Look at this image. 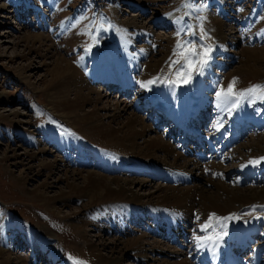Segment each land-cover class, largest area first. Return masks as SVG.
<instances>
[{"label":"rangeland","instance_id":"obj_1","mask_svg":"<svg viewBox=\"0 0 264 264\" xmlns=\"http://www.w3.org/2000/svg\"><path fill=\"white\" fill-rule=\"evenodd\" d=\"M1 5H4V8L0 9V156L6 148L14 149L16 152L23 150L36 152L39 145H34L33 139L43 140L48 147L47 149L52 151L57 149L53 138L68 140L69 146L73 147L67 149L68 142H66L67 144L63 148L64 151L71 153L70 158L61 157L59 154L61 150H58V153L48 151L40 156L37 154L38 158L32 157L29 163L32 167L25 171L27 174H24V177H27L24 185H20L16 180L23 166L18 163L12 164V161L8 159H0V264H94L86 249V242H90L99 248L100 255L113 257L119 255V250L122 247L121 240L138 235H145L146 241L158 239L160 242L156 252L150 253L146 259L140 260L129 251L120 255L121 258L117 259V264H150V262L162 263L163 259L177 260V258L171 257L172 249H182V252H186L188 243L183 241L180 244H184V246L176 245L163 234L160 233L159 235L154 232L152 228L147 227L154 225L150 216L132 223V221L124 220L127 217L124 213L116 219V228H111L109 222L112 219H107L106 215L104 219H97L93 215V205H86L88 201L86 196L72 192L65 193L61 197L58 196L52 202L56 211L51 213L45 207L41 197H35L31 194V189L40 188L45 192L44 195L55 197L59 189L64 186L63 181H55V176L60 175L63 170L61 169L56 173H53L54 169L41 170L38 166L40 157L49 160L57 154L56 157H59L62 162L58 160L55 164L59 163L60 168L69 163L67 166L70 170L82 169L81 172L93 170L101 173L91 164H82L77 167L70 163L71 159L75 161L78 156L76 145L87 148L86 154L89 159L92 158L89 161L93 162V157H95V164L101 155H108L105 151L114 150L109 145L101 143V141L73 127L71 124L72 117H63L60 112L51 109L48 98L50 91L55 89L54 87H52L53 89L48 88L49 74L52 71V65L48 62L62 57L63 60L75 66L77 70L79 66L87 74L107 73L108 64L105 68L100 66L104 61L102 60L103 57L98 63H92L89 57V55L104 49L105 46L103 55H110V57L113 55L112 59L115 58L114 56H117L119 60L123 58L124 61L134 66L137 62V69H130V71L134 72L133 76H138V83L136 82L133 88L120 92L121 94L116 90L117 85H114L115 83H111V86H114L111 90L103 86L112 80L122 81L109 79L107 83L102 84L89 76L86 78L88 85L99 87L100 94H102L97 102L98 114L103 115L105 111L111 112L114 108L113 103L117 101L118 106H120L119 109L121 107L127 108V115L135 113L150 124V130L153 131L150 134L160 133L164 141L174 148L176 145H181L183 149L186 147L195 149V139L192 135L182 136L185 133L178 130L175 121L166 118V114L160 109L153 110L148 104L149 100L146 102L148 106L144 104L145 97L140 95L146 94V89L138 85L139 72L143 71L147 65H152V69H157L155 73L150 74L155 85H159L164 79L165 81L174 79V72L180 67L177 64L174 69H169L171 61L178 59L173 54L174 49L177 48L178 42L181 44L190 42L187 46L194 45L197 51H200L202 46H211L212 51L210 53L211 59L203 74L194 73L191 81L185 86L188 95L194 94L195 85L200 76L205 84L210 83L211 80L215 83V87L206 92L211 101L217 99V91L227 90L229 83L233 81H235L234 92L237 94L253 86L264 89V0H0ZM136 6H139L140 9ZM221 6L227 8V11H222ZM213 17L222 23L226 38L234 40L232 44L229 45L228 43L225 53H221L218 48ZM123 24L125 25L123 26ZM136 31H140L141 35L145 33L146 37L138 36L136 39H131L129 34ZM36 34L42 37L41 44L36 43L31 47L30 44H26L24 39L21 42L18 41L26 35L33 36ZM202 36L203 39H201ZM120 40L124 41L122 45ZM144 46L149 47L148 51L145 50ZM138 50H142L144 54L141 56L133 54L142 53ZM122 51L124 54H121ZM81 54H85L86 57L81 58ZM136 57L138 58L135 60ZM78 59L81 60L80 64L77 62ZM183 63L184 61L181 60V64ZM241 63L248 66L246 70H238ZM115 65L118 67L117 64ZM253 68L256 69V72L252 71ZM78 72L80 71L78 70ZM80 73L82 74V72ZM133 80L128 81L127 85H132ZM199 81L202 83L200 79ZM127 85L126 87H128ZM150 86L153 88L154 85L151 84ZM208 89L211 87L206 85L205 90ZM178 90L180 92V88ZM147 91L151 94H148L147 97L153 95L155 98L158 97V99L151 100L154 101L153 105H157L161 101L160 95L153 90L148 89ZM167 95L171 99L173 92ZM194 95L196 99L197 94ZM260 95L261 92L258 90L251 95L246 94L244 97L237 95L231 99L232 101L238 98L239 100L243 99L242 107L244 110L246 106L248 112L254 113L255 117H264V99H261ZM160 98L162 99L163 96L161 95ZM194 98H191L192 103L195 101ZM170 104H172V100ZM199 104L201 103L197 102V105ZM208 104L206 106L205 103L201 106L204 108L206 106L205 111H207L209 118L202 126L197 124L195 127L213 143L212 136L216 133L219 141L223 142L224 138L231 133V126L234 122L230 117L233 113L236 114V107L230 108V110L232 109L231 112L225 110L218 115L217 107L212 103ZM175 105L176 103L171 106ZM89 106L86 105L85 109H88ZM102 107H106V110H101ZM108 107L109 110H107ZM133 107H136L135 112ZM10 110L22 113L16 117L7 116L6 113ZM19 116L20 119L22 116L27 121H18ZM122 120H124L123 114L115 122L120 124ZM216 120L219 122L215 123ZM218 124L221 126L220 131L215 130ZM256 124L258 125L248 122L247 119H240L233 128L238 133L237 139L223 149H219L217 153L205 152L208 157L198 161V168H202L204 175L199 170H192L190 175L186 174L190 179H187L182 186H191L194 183L202 184L203 187L210 189L212 184L207 182L210 174L205 170L207 164L220 167L219 174H213L211 178L223 182L226 188L247 189L248 187L264 186V174L261 173V165L253 167V176L257 175L255 178L248 177L244 181L238 180L239 177L243 178L238 171H230L232 168H240L245 160L253 156L254 152L251 151L249 143L254 142L253 140L256 138H264V122L261 124L256 122ZM246 126L247 130L245 128V132L242 133ZM28 133L31 136H28ZM184 139H187L185 143ZM205 145L207 146V143ZM261 145L264 147L263 143ZM96 147L102 148L104 151L98 152ZM204 149L207 150L206 147ZM176 151L178 150L176 149ZM155 156L158 160H163L160 152ZM183 156L193 157L189 153L183 154ZM136 158L132 159L144 163L143 160H139L141 158ZM171 159L168 161L172 163ZM66 160H69L68 163ZM111 162L119 168L126 165L113 159ZM129 165L131 167L133 164L130 163ZM46 174L49 175L46 176ZM125 174V171H122L117 176H125ZM128 174L129 178H151L153 173L144 171V174L138 176ZM149 178L147 179L149 180ZM43 181L45 182L43 183ZM160 181L163 185L176 186L168 184L163 179H153L142 189L137 188L136 190V187L133 189L141 195L145 194L142 196V200L144 203L146 202V207L155 204V199L159 195L157 192H150L149 186L154 187ZM62 198L63 200L60 201ZM116 206L118 207L117 202L111 199L97 204V208L108 211H113ZM132 208V206L127 208L129 214L133 210ZM171 213V211L168 215L165 213L171 218L170 221L173 219ZM157 214V217L160 216L159 213ZM242 214L248 215L247 217L257 215L261 219L264 218V210L255 207L244 211ZM161 215L165 216L164 214ZM136 216L141 217V213ZM81 221L84 223L81 224ZM73 223L76 226H82L84 229L82 238L72 228ZM263 225L264 219L263 222L259 223L260 229L263 228ZM121 227L123 229L125 227L126 231H120ZM258 241L260 243V241H264V238L257 237L255 241H250V245H254ZM261 250L264 251V247ZM249 251L246 250L243 256L247 257ZM263 251L259 253L258 261L260 264H264Z\"/></svg>","mask_w":264,"mask_h":264},{"label":"bare ground","instance_id":"obj_2","mask_svg":"<svg viewBox=\"0 0 264 264\" xmlns=\"http://www.w3.org/2000/svg\"><path fill=\"white\" fill-rule=\"evenodd\" d=\"M136 7L140 9L139 6ZM3 8L4 5H1L0 9ZM226 9L222 8L221 6L222 11L226 12ZM212 19L213 24L216 27L218 48L221 50V53H225L228 43L230 45L234 42V40L226 38L222 29L223 25L216 17H213ZM124 25L125 24H123V26ZM129 35L131 36V39H136L138 38V36L146 37L145 33L141 35L140 31H136L135 33H131ZM23 39L25 40L26 44H30L31 47L36 43H42V37L39 34L33 36L26 35L18 41L21 42L23 41ZM120 42L121 45L124 43V41L122 40H120ZM144 47L145 50L148 51L149 47ZM124 48L126 47L124 46ZM104 49L98 51L96 54H93L94 56L89 55V57L92 63H98L101 57H103L102 60L104 61H102L103 63H101L100 66L102 68H105L106 64H108L109 69L107 73H101L98 75H95V73H88V75L86 72H83L77 65L78 70L82 72L81 74L80 72H78L75 66L71 65V63H69L68 61L63 60L62 57L55 58L52 61L48 62L52 65V71L49 74L50 79L48 82V88L50 89L54 87L55 89L50 91L48 101L52 110L54 109L57 112H60V115H62L63 117H72V122H70L73 127L77 128L79 131H82L86 135L101 141V143L109 145V147L114 149V152L109 150V154L108 151H105L108 155H101L98 158L97 163L95 164L96 158L93 157V162H90L92 158L89 159V156H87V148L76 145L78 156L75 161L71 159L70 163L77 167L82 164H91L92 167H96L97 170L101 171V173L93 170H86L85 172H81L82 169L70 170L68 168L69 163L67 162L69 160H66L68 164H62L64 167L60 168L59 163L55 164V162H58V160L59 162H62L59 157H56L57 154H55V157L53 156V159L51 158L49 160L40 157V160L38 159L40 161L38 162V166H40L41 170L54 169L53 173H56L61 169L63 170L60 175H57V177L55 176V181H63L64 186L59 189V192L55 195V197L48 196L46 194L44 195L45 192L40 188L31 189V194L35 197H41L42 202L44 203V205H46L45 207L51 213H55L56 211V209L52 206V202L55 201L58 196L61 197L63 196V194L70 192L77 195H83L88 198L86 205H93V215L97 219H104L105 215L107 219H112L111 222H109L111 228H116V219L124 213L127 216L124 220H126L127 222L132 221V223H135V221L139 222V220H141L142 218L150 216L152 218V220H150L154 225H148L147 227L152 228L154 232H157L159 235L160 233L163 234L165 237H168L170 242H175L176 245L178 244L180 246H184V244H180L183 243V241H185V243H188L186 252H182V249H172L171 257H175L177 258V260L163 259L162 263L150 262V264H214V262L218 261L220 257H225L227 250L232 249L234 253H236L246 248H250L254 253L249 255L247 259L240 257L239 261H241V264H258L256 255L257 252L260 251L262 247H264V241H260V243L259 241L255 242L252 246L250 245V241H255V238L257 239V237L264 238V225L261 229L259 227V223L263 222L264 218L261 219L257 215L247 217L248 215H243L242 213L254 207L264 210V186L262 185L260 187H248L247 189L226 188L224 187L223 182L213 180L211 178L213 177V174H219V172L221 171L220 167L208 164L206 165L205 170L208 171L211 175L210 176L208 174V180L210 182L207 181L208 184H212L210 189L203 187L202 184L194 183L191 186H182L183 183L187 181V179H190L187 175H190L192 170H199L202 173V168H198V161H200L201 158L206 157L204 155V151L202 150V143L204 144L203 139H206L207 136H201L199 130H197L196 128H192L189 125L186 126L187 122L189 121V119L187 118V112L191 111L193 112V114L194 112H196V115L205 114L207 104L212 103L215 107H217L218 115H220L225 110L231 112L230 108H232L231 106H233L235 100L232 101V99L230 98L227 101L222 102L218 98L214 99V101L208 99L206 92L212 90L215 87V83L211 82L213 81L211 80L210 83L208 82L205 84L202 81L201 76L198 77V81L196 80V99L194 98L195 95H193V97H189L187 95V90L184 89L186 88V84H170L167 81L172 79H167V81H165L164 79L159 85H155L153 83V88L150 85L148 86L149 90H153L155 93L160 95L159 99L161 101H159L157 105H153L152 103H154V101L151 100L158 99V97L156 96L155 98L154 95L151 97H147L151 94L147 91L148 89L145 88L146 94L140 95L142 97H145L144 104L147 106L148 104H150L153 110L160 109L161 111H163V113L166 114V118H171L173 121L177 122L180 130H184L185 133H191L196 136V144L198 146L200 145V149L198 148L197 150L189 149L188 147H186V149H183L181 145H176L175 148L178 150L176 151V149L171 144L164 141L160 133L150 134V132L152 131L150 130L151 125L146 123L142 119V117H139L135 113L127 115V108L121 107V109H119L118 107L120 106H118L119 104L117 101L113 103L114 108L111 112L105 111L103 115L98 114L99 108L97 107V102L100 99V95L102 94H100L99 87H91L88 85L86 81V78L88 76L91 79H96L102 84L107 83L109 79H117V81H122L116 82V80H112L108 84L103 86L111 90L112 87H114L111 86V83H115L114 85H117L116 88L121 93L126 89L133 88L136 82L138 83V76H133L134 72L130 71V69H137V62L136 66H134L133 64L124 61L123 58L119 60L117 56H114L116 59H112L113 55L110 57V55L102 54ZM138 51L142 52V50ZM121 54H124V52L122 51ZM133 54L141 56L144 53L142 52L140 54ZM83 57H86V55L81 54V58ZM137 58L138 57H136L135 60ZM77 62L80 64L81 60L78 59ZM92 63L90 65V68L92 66ZM115 64H117L120 69ZM157 65L159 64L157 63ZM151 66L152 65H147L143 71H138L140 75L138 84L139 86L141 82L153 80V77L150 74L155 73L157 69H152ZM247 67V65L241 63V65L238 67V70H246ZM172 69H174V67ZM119 70L121 71L120 73ZM252 71L256 72V69L253 68ZM199 79L202 81V83L199 81ZM131 80H133V84L127 85L129 83L128 81ZM92 83H94L93 80ZM126 85L128 87H126ZM206 85L210 86L211 89L205 90ZM178 88H180V92ZM175 91L177 94L175 93ZM170 92H173V97H171V99H169L167 95ZM161 95L163 96L162 99L160 98ZM191 98L195 99L194 103H192ZM147 100H149L151 103ZM171 100L172 104H170ZM240 100L241 101L238 106L243 105V99ZM146 102H148V104ZM197 102L201 104L197 105ZM174 103H176V105L171 106ZM205 103L206 106L204 108V106L201 105H204ZM86 105H90L88 109H85ZM135 108L133 107V109ZM102 109L106 110V107H102L101 110ZM109 109L110 108L108 107L107 110ZM135 111L136 109L134 110V112ZM21 113L22 112H18L16 110H10L6 113V115L16 117ZM121 114H123L124 120H122L120 124H116L117 122L115 121L119 119V116ZM247 114L248 113L244 110V108L238 109L236 110V114L234 113L232 115V120L237 121L240 117H242L246 118L249 122H254V124H256V122L262 123L264 120L261 117H255L252 114ZM18 121H27V119H23L22 116L20 119L19 116ZM201 121L202 120H200V122ZM218 122L219 120L216 121V123ZM219 127L216 126L215 130H219ZM28 136H31V134L28 133ZM212 137L215 140L219 139L216 137V135H213ZM53 139L57 147V149L53 151L47 149L48 147L43 140L33 139L32 143L34 145H39L36 152L28 150L16 152L14 149L12 150L6 148L2 152L0 159H8L9 161H12V164L18 163L23 166V169L21 170V172H19L16 180L20 185H24V183L27 181V177H24V174H27L25 173V171L31 169L32 166L29 163L32 160V157H37V154H39L40 156L42 154H46V152L48 151L58 153V150H61V152H59V154H61V157H71L70 152L63 150L68 140H62L59 138ZM236 139L237 135L232 131L228 138H224L223 142L216 141L215 143H212L211 141L207 142L206 140L207 149L208 151L218 152V149L220 147H224L225 144H229L231 141H234ZM253 141L254 142L249 143L251 151L254 152L253 156H250L247 160H245V162H243V166L241 165L240 168L238 167V172L244 175V177L252 176L251 172L255 165H261V173L264 174V161H261L260 163L255 165L249 163V161L258 160L261 157H264V147H262L261 145L262 143L264 144V138H256ZM70 147L73 146H69L68 142V147L66 148L68 149ZM96 150L98 152L104 151V149L98 147H96ZM158 152H160L162 156L161 158H163V160L160 159L161 161L158 160L155 156V154H157ZM186 153L193 155V157L187 158L183 156V154ZM136 157L141 158L139 160H143L144 163H142V161L136 162L132 159ZM112 159L120 161L121 163L126 165L121 166L123 168L115 167V164L111 162ZM168 159H171L172 163L169 162ZM130 163L133 164L131 165V167L129 165ZM56 165L58 168L56 167ZM122 171H125V176H117ZM144 171L146 173H153L150 176L151 178L147 177L146 175L149 180L147 178L141 177L129 178L128 173L134 174V176H138L144 174ZM230 171L235 172L236 168H232ZM20 173H22L23 175H20ZM49 174H46V176H48ZM153 179H163V181L168 182V184H174L176 186L163 185L161 184L162 181H160V183H156L154 187L149 186V188H151L150 192H157L159 195H157V199H155V204L151 205L150 207H146V202L144 203L142 200V196L145 194L141 195L133 189L135 187L136 190L137 188L142 189V187L147 186V184H149ZM238 180L241 181L240 178ZM44 182L45 181H43V183ZM46 183L48 184V182ZM107 199L116 201L118 207L116 206L113 211L97 208V204L102 203ZM62 200L63 198L60 201ZM147 201L149 200L147 199ZM131 206L133 207L132 209L134 211L132 210L129 214L127 212V208H130ZM154 210L156 211L153 212ZM160 211H162L163 213H161ZM170 211L172 212L171 215H173L172 221H170L171 218L167 216L168 214H170ZM137 212L141 213V217L136 216L138 214ZM157 213H159L160 216L157 217ZM165 213L167 215H165ZM161 214H164L165 216L163 217ZM210 215L212 216L211 220L209 219ZM225 217L232 218L223 219ZM83 223L84 221H81V224ZM100 225L101 224L99 223V226ZM72 228L76 230V234L80 235L81 238L84 236V229L82 228V226H76L73 223ZM120 231L125 232L126 228L124 227L123 229L121 227ZM145 238V235H138L136 237L121 240L120 244L122 247L119 250V255L113 257H104L100 255L99 248L95 247V245L90 242H86V249L88 250L90 257L93 259L94 264H117V259L121 258L120 255H124L129 251L132 252L135 258L144 260L149 257L150 253L156 252L160 242L158 241V239L146 241ZM167 251L169 252L168 249Z\"/></svg>","mask_w":264,"mask_h":264},{"label":"snow or ice","instance_id":"obj_3","mask_svg":"<svg viewBox=\"0 0 264 264\" xmlns=\"http://www.w3.org/2000/svg\"><path fill=\"white\" fill-rule=\"evenodd\" d=\"M204 37L202 36L201 39ZM190 42H185L184 44H181L178 42L177 48L174 49V55L178 57L176 60H172L169 64V69L171 70L175 65L179 64L180 67L176 69L174 72V79L169 80L168 82L170 84H177V83H183L187 84L191 81L193 74L202 75L204 72V69L209 63V60L211 59L210 53L212 51L211 46L204 47L202 46V49L200 51L196 50V47L193 45L191 47L187 46ZM181 60L184 61L183 64H181ZM154 80H149L147 82H141L140 86L142 88H147L149 85L153 84ZM234 83L235 81L229 83L227 90H221L217 91L216 96L219 100L222 102L227 101L228 99L232 98L233 96L238 97H244L246 94L251 95L253 93H256L258 90L261 92L260 98L264 99V89H258V86H253L247 90L241 91L240 93L234 92ZM240 103L239 98L236 99L233 103V107L238 106ZM220 125L218 124L217 127ZM261 161H264V157H261L258 160L249 161L250 164H258ZM232 217H225L223 219H231ZM209 219H212V216L210 215ZM219 238V237H218ZM199 239V238H197Z\"/></svg>","mask_w":264,"mask_h":264}]
</instances>
